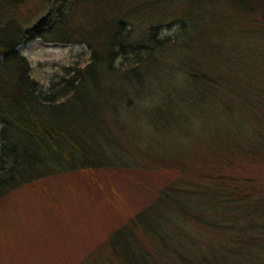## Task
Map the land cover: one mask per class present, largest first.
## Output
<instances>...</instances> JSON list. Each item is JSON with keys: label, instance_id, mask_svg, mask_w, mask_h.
Segmentation results:
<instances>
[{"label": "rangeland", "instance_id": "obj_1", "mask_svg": "<svg viewBox=\"0 0 264 264\" xmlns=\"http://www.w3.org/2000/svg\"><path fill=\"white\" fill-rule=\"evenodd\" d=\"M42 1L32 0L21 11L19 17L25 27L41 15ZM170 4L140 16L134 38L141 39L153 25L160 26L162 36H174L180 29L177 18L185 6L181 2ZM208 4L209 16L201 36L205 39V35H211L208 49L200 51L194 62L182 61L189 54L177 52L175 61L176 50L164 51L157 61L162 69L150 84L136 87L133 96L127 95L121 101L125 111L112 125V132L132 160L129 167L57 174L0 199V264H120L107 246L109 238L178 179L188 182L201 179L203 174L228 176L235 178L240 187L255 189L256 197L264 199V153L238 154L244 149L249 151L240 124H248L264 138V17L237 10L227 0H211ZM236 50L241 58L236 57ZM19 51L31 64L33 78L45 89L52 83L63 84L67 70L85 66L90 58L84 45L44 39L24 44ZM195 63L202 66L201 70ZM193 68L219 83L207 92V105L198 94V109L185 112H190L192 119L182 137L175 132L166 134L161 128L153 132L146 113L171 105L176 92L192 94V84L183 72ZM110 84L111 108L121 110L120 87L115 81ZM253 111L261 127L254 118L252 121ZM169 112L176 115L177 109ZM256 197L247 204L252 206ZM249 224L254 225L250 228L255 233L251 239L254 243H247L248 232L241 235L240 242L237 230L214 234L186 224L193 241H185L179 255L171 249L167 252L140 230L134 235L155 264H181L184 260L190 264H264V215L250 222L243 220L239 226L249 228ZM209 246L211 249H207Z\"/></svg>", "mask_w": 264, "mask_h": 264}, {"label": "trees", "instance_id": "obj_2", "mask_svg": "<svg viewBox=\"0 0 264 264\" xmlns=\"http://www.w3.org/2000/svg\"><path fill=\"white\" fill-rule=\"evenodd\" d=\"M30 1L0 0V199L57 174L129 167L132 160L121 150L112 132V125L125 111L122 99L133 96L136 87L150 84L162 69L157 61L164 51L176 50L175 61L177 52L189 54L182 61L194 62L192 59L211 44V35L201 39L211 0H169V6L170 2L185 6L177 18L180 29L174 36H162L160 26L153 25L141 39L134 38L140 16L168 7L164 4L167 0H43L41 15L25 27L19 16ZM227 1L237 10L264 17V0ZM158 5L161 7L154 8ZM36 39L84 45L90 58L85 66L67 70L63 84L52 83L45 89L33 78L31 64L19 51L22 45ZM241 55L236 50V57ZM195 64L201 70L202 66ZM195 69L183 72L188 75V84H192V94L183 96L184 93L176 92L171 105L146 113L153 132L161 128L166 134L175 132L182 137L192 119L191 113L185 112L198 109L196 96L201 94V102L207 105V92L219 83ZM111 81L120 87L117 90L121 110L111 108L113 85H107ZM170 109H177L176 115ZM253 118L261 127L255 112L252 121ZM240 126L249 151L244 149L238 154L264 153L263 136L250 130L248 124ZM248 191L235 178L222 175L203 174L201 179L188 182L175 180L133 221L116 230L107 246L120 264H155L137 242L135 231L140 230L149 240L162 244L164 250L171 249L179 255V247H184L185 241H193L186 224L214 234L237 230L235 236L240 242L241 235L248 232L247 243H254L251 239L255 233L250 229L254 225H239L243 220L250 222L264 215V199L256 197L255 189ZM255 197L257 202L249 206L247 202ZM214 255L218 256L216 251ZM182 263L190 264L186 260Z\"/></svg>", "mask_w": 264, "mask_h": 264}]
</instances>
